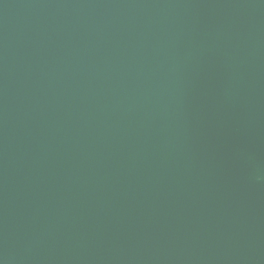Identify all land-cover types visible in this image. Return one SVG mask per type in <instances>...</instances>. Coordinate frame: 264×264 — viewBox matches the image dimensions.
<instances>
[{
	"label": "water",
	"instance_id": "water-1",
	"mask_svg": "<svg viewBox=\"0 0 264 264\" xmlns=\"http://www.w3.org/2000/svg\"><path fill=\"white\" fill-rule=\"evenodd\" d=\"M0 264H264V0H0Z\"/></svg>",
	"mask_w": 264,
	"mask_h": 264
}]
</instances>
